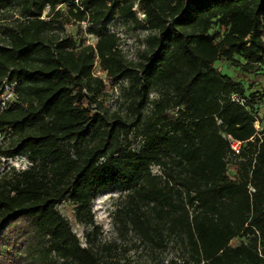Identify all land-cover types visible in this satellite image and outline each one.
<instances>
[{
	"label": "trees",
	"instance_id": "trees-1",
	"mask_svg": "<svg viewBox=\"0 0 264 264\" xmlns=\"http://www.w3.org/2000/svg\"><path fill=\"white\" fill-rule=\"evenodd\" d=\"M113 18L147 31L136 63ZM70 21L95 44H76ZM0 23V166L28 164L0 176V264H114L57 210L94 230L90 203L109 189L126 198L123 226L181 244L186 264H264V128L250 111L262 104L264 120L263 97L214 67L264 78V0H0ZM117 85L120 113L101 101Z\"/></svg>",
	"mask_w": 264,
	"mask_h": 264
},
{
	"label": "rangeland",
	"instance_id": "rangeland-1",
	"mask_svg": "<svg viewBox=\"0 0 264 264\" xmlns=\"http://www.w3.org/2000/svg\"><path fill=\"white\" fill-rule=\"evenodd\" d=\"M68 23L65 25V32L75 39L76 44L83 46L95 44L96 38L88 33L89 26L87 23L79 24L72 21ZM0 24L2 25V23ZM106 27L119 36L124 59L136 63L140 59V53L144 48L143 41L147 31L143 29L135 30L131 24L118 18L107 21ZM214 67L222 74L240 81L246 89V94L258 93L264 98V78H254L253 73L241 71L238 67L223 61L215 62ZM256 70L257 73L264 75V66H256ZM94 74L105 78L97 63L94 67ZM121 84L124 86L126 82L122 81ZM121 88L122 86L119 85L113 86L107 94L101 97L103 106L110 112H124L126 102H124ZM11 96V92L7 89L4 99ZM155 98L156 95L152 94L151 99L154 100ZM263 98L261 103H264ZM250 111L259 117V122L255 123V129L260 132L264 128V120H260L263 117L262 104L253 106ZM148 113V109L145 110L144 114L148 115ZM139 147L138 142L131 145L133 149ZM27 165L24 154H19L11 159H3L0 166V176L10 167L19 170L24 169ZM152 173L159 174L158 168L152 167ZM229 175L233 177V172L229 171ZM125 202L126 198L124 194L120 193L119 189L100 192L90 203L94 223L97 227L94 230L92 226L77 222L74 217V208L68 202L59 205L57 210L66 219L82 246L85 245V235L88 232L93 233L92 239L98 246L102 257L114 264H186L184 262L186 253L181 244L169 239L165 246L159 248L141 241L133 231L123 226L119 218L116 217L115 210L123 207ZM242 241H244V238H235L231 241V245L238 246Z\"/></svg>",
	"mask_w": 264,
	"mask_h": 264
},
{
	"label": "built area",
	"instance_id": "built-area-1",
	"mask_svg": "<svg viewBox=\"0 0 264 264\" xmlns=\"http://www.w3.org/2000/svg\"><path fill=\"white\" fill-rule=\"evenodd\" d=\"M233 100H235V101H237V102H241V100L237 99L236 97H233ZM239 146H240V143H239V142L231 141V143H230V147H231V149H232L234 152H238V150H239Z\"/></svg>",
	"mask_w": 264,
	"mask_h": 264
}]
</instances>
